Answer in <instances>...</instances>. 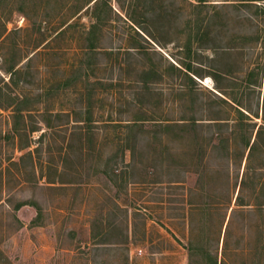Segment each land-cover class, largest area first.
Returning a JSON list of instances; mask_svg holds the SVG:
<instances>
[{"label":"rangeland","instance_id":"rangeland-1","mask_svg":"<svg viewBox=\"0 0 264 264\" xmlns=\"http://www.w3.org/2000/svg\"><path fill=\"white\" fill-rule=\"evenodd\" d=\"M264 264V0H0V264Z\"/></svg>","mask_w":264,"mask_h":264},{"label":"trees","instance_id":"trees-1","mask_svg":"<svg viewBox=\"0 0 264 264\" xmlns=\"http://www.w3.org/2000/svg\"><path fill=\"white\" fill-rule=\"evenodd\" d=\"M215 264H217V263H215Z\"/></svg>","mask_w":264,"mask_h":264}]
</instances>
